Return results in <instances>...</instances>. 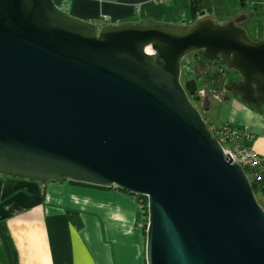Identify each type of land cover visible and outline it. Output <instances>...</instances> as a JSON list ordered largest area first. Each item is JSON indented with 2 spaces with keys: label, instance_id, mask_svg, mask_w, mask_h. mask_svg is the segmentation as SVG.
I'll use <instances>...</instances> for the list:
<instances>
[{
  "label": "water",
  "instance_id": "obj_1",
  "mask_svg": "<svg viewBox=\"0 0 264 264\" xmlns=\"http://www.w3.org/2000/svg\"><path fill=\"white\" fill-rule=\"evenodd\" d=\"M240 21L99 25L55 0H0V175L146 198V264H264V209L181 83L202 52L264 104V38Z\"/></svg>",
  "mask_w": 264,
  "mask_h": 264
},
{
  "label": "crops",
  "instance_id": "obj_2",
  "mask_svg": "<svg viewBox=\"0 0 264 264\" xmlns=\"http://www.w3.org/2000/svg\"><path fill=\"white\" fill-rule=\"evenodd\" d=\"M63 1H68L73 16L85 21L97 23L108 17V24L156 23L170 28L180 25L189 4V0H55L57 5ZM245 4L262 8L264 0L241 2ZM241 6L236 10L232 5L227 15L235 17ZM256 108L259 113L251 110L256 119L250 133L253 142L244 147L264 156V106ZM229 125L241 129L242 141L246 128ZM68 211L79 213L81 228L75 227ZM137 214L135 198L120 190L0 175V264H146L145 235Z\"/></svg>",
  "mask_w": 264,
  "mask_h": 264
},
{
  "label": "flooded vegetation",
  "instance_id": "obj_3",
  "mask_svg": "<svg viewBox=\"0 0 264 264\" xmlns=\"http://www.w3.org/2000/svg\"><path fill=\"white\" fill-rule=\"evenodd\" d=\"M241 8L243 9L241 13L236 15L235 18L229 20V22L242 19V21L236 23V25L245 29V24L249 23L253 16L259 15V10H257V8L252 4H248L244 7L241 6ZM261 9L262 12H264V7ZM205 18H210V16L206 17L205 14L203 19ZM255 32L257 35L256 41L262 40L264 38V31H261L259 27L256 28ZM206 74L209 76H205ZM239 79V75H237L235 72L226 70L223 62L220 59L212 62L208 61L202 57V52L193 53L182 61L181 83L184 84V82L189 80L195 81L197 90L193 96L189 97V99L193 106L200 112L202 117L203 113L208 110V105H210L212 98L218 99L219 101H226L236 97L233 92L227 90V86L229 83H232V81ZM199 80L201 82H210L212 85L209 87L207 84L201 83L202 85L200 86Z\"/></svg>",
  "mask_w": 264,
  "mask_h": 264
},
{
  "label": "rangeland",
  "instance_id": "obj_4",
  "mask_svg": "<svg viewBox=\"0 0 264 264\" xmlns=\"http://www.w3.org/2000/svg\"><path fill=\"white\" fill-rule=\"evenodd\" d=\"M244 1L246 0H237V2L234 0L233 2H231V0H214L213 6L215 10L212 12V14L209 15L210 19L214 21L216 24H220V25H224L228 23L229 20L235 18L234 16L229 17L227 15L228 13L231 12L230 11L231 6L233 5V7L236 10H238L239 9L238 6H241V2H244ZM256 8L257 10H259V15L253 16L250 19L249 23L245 24V30H247L249 37L254 41L257 40V35L255 32L256 28L259 27L261 31H264V12H262L261 8H258V7ZM205 76H209V75L206 74ZM199 82H200L199 83L200 86L202 84H207L209 87H211L212 85L210 82H205V81L201 82L200 80ZM243 104L245 103L241 101V99H239L237 96L231 99H228L226 101H219L218 99L212 98L210 105H208L209 106L208 110L205 113H203L204 120L209 125L211 124V125L218 126V125H223V124H234V123L236 124L237 123L245 127L246 131L244 133V138L240 142V145L245 146L247 145L246 142H249L250 140L251 142H253V138H254V136H252L250 133H252L253 130L255 129L256 119H255V116L251 114L253 113L251 112V110H253L255 113H259V110L256 107L250 106V105H248V107H245L243 106ZM258 201H259V204L264 209V200L259 198ZM139 211L140 210L138 209V213ZM142 215L143 214H137V224L143 230V233H144V229L146 228V226L145 224L142 225ZM146 230L147 229H145V231ZM145 243H146V235H145ZM143 251L145 252V247L143 248Z\"/></svg>",
  "mask_w": 264,
  "mask_h": 264
},
{
  "label": "trees",
  "instance_id": "obj_5",
  "mask_svg": "<svg viewBox=\"0 0 264 264\" xmlns=\"http://www.w3.org/2000/svg\"><path fill=\"white\" fill-rule=\"evenodd\" d=\"M70 5L68 4V1H63L58 7L67 12L70 13ZM212 0H189L188 6L182 11L181 19H180V25L178 26L179 28L177 29H186L194 25L197 21L202 20L203 17H200V14L202 12H205L206 17L212 14ZM100 22V21H99ZM98 22V23H99ZM211 129L213 130L214 135L223 143L225 142L226 144L229 142L230 135L234 136V141L232 142L233 144L237 145L241 142V137H242V131L240 128H237L236 126H232L229 124H225L222 126H216L214 127L213 125H209ZM216 129V131H214ZM226 131H231L230 135H228V138L226 137ZM233 133V134H232ZM249 148V147H248ZM260 156V155H259ZM261 160L259 163L254 164L253 166H249L245 168V172L248 176V178L251 181L254 193L257 197V199H262L264 200V156H260ZM65 180H57L55 183H62ZM74 185L78 186H84V187H91V188H97V187H92L84 184H79V183H71ZM98 189H105V190H112L109 188H98ZM124 192V191H123ZM126 193V192H125ZM130 196H133L129 193H126ZM137 202V205L144 203L146 210H147V200L144 197H139V196H133ZM138 214H141L140 212ZM69 218L77 228H81L83 226L81 217L79 213L73 212V211H68ZM146 229V228H145ZM144 229V233L146 235V231Z\"/></svg>",
  "mask_w": 264,
  "mask_h": 264
},
{
  "label": "built area",
  "instance_id": "obj_6",
  "mask_svg": "<svg viewBox=\"0 0 264 264\" xmlns=\"http://www.w3.org/2000/svg\"><path fill=\"white\" fill-rule=\"evenodd\" d=\"M99 22V21H98ZM110 22L108 17H104L102 20H100L99 24L101 25H106ZM214 131H216V129H214ZM226 137L228 138V135H230L231 131H226ZM233 134V133H232ZM230 140L229 142L226 144L225 142L223 143V141H221L224 150L227 154L230 155V157L232 158V160L238 164H240L241 166H243L244 168H247L249 166H253L254 164L259 163V161L261 160L260 156L257 155L256 153H254L251 148L248 147H244L242 145L237 144H233L232 142L234 141V136L230 135ZM138 209L140 210L139 212L142 215V225L145 224L146 229H147V225H148V210H146L145 204L141 203L138 205Z\"/></svg>",
  "mask_w": 264,
  "mask_h": 264
}]
</instances>
